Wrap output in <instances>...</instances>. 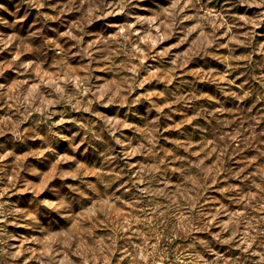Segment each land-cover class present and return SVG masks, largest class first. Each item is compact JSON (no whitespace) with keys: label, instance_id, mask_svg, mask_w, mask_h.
Listing matches in <instances>:
<instances>
[{"label":"clouds","instance_id":"clouds-1","mask_svg":"<svg viewBox=\"0 0 264 264\" xmlns=\"http://www.w3.org/2000/svg\"><path fill=\"white\" fill-rule=\"evenodd\" d=\"M0 264H264V0H0Z\"/></svg>","mask_w":264,"mask_h":264}]
</instances>
